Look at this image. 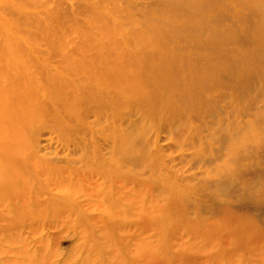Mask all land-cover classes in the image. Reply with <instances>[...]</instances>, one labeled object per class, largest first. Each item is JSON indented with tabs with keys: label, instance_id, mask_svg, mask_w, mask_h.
Wrapping results in <instances>:
<instances>
[{
	"label": "rangeland",
	"instance_id": "obj_1",
	"mask_svg": "<svg viewBox=\"0 0 264 264\" xmlns=\"http://www.w3.org/2000/svg\"><path fill=\"white\" fill-rule=\"evenodd\" d=\"M52 1L58 16L67 15L66 22L57 26L64 40L74 39L77 45L85 41L110 43L113 49L117 42L112 40H117L128 49L132 39L125 28L135 27L136 41H159L173 47L178 74L184 69L193 72L196 91L204 87L202 79L211 71L223 75L227 90L211 82L205 85L214 98L222 94L216 101L205 99L209 103L199 105L203 124L192 118L198 106L191 107L192 113L179 115L180 119L178 113L172 114L169 122L165 112L160 113L146 100L114 105L117 112L140 111L143 122L136 142L147 143L156 160L172 167L165 172L172 177L173 189L156 191L150 166L129 164L126 172L116 175L110 168L101 171L106 166L97 164L93 152L99 147L97 139L104 143L110 135H88L93 143L75 147L76 161L58 168V175L41 176L43 180L50 178L44 192L49 201L42 207L50 205L49 211L59 212L60 217L37 216L25 224L18 220L15 227L0 221V264H264V66L257 65L246 50L264 28L258 23L259 16L264 17V3L255 14L246 7L254 0H171L183 11L197 13L208 8L203 23L184 25L183 21L198 14L179 21L166 13L165 7L158 8L159 3L157 8L147 5L154 1L163 4V0ZM140 3L137 12L131 8ZM96 18L110 29H99ZM10 36L20 42L28 40ZM85 54L81 58L90 52ZM193 94H188L187 102L193 103ZM190 118L192 125L186 133L183 128ZM131 121L137 124L136 118ZM79 123V130L90 127L84 120ZM125 128L118 125V130ZM97 130L104 128L98 126ZM172 131L184 133L178 136ZM58 134L47 128L39 142L54 139V147L62 151L64 141ZM63 136L68 138L72 133ZM191 138H195V146ZM183 143L188 149L181 148ZM101 146L110 156L111 148ZM251 147L255 149L243 150ZM235 148H240L241 161L235 159ZM148 151L136 154L153 158ZM62 152L71 156L66 154L69 150ZM218 156L225 159L224 166H217ZM208 158L213 159L211 164ZM222 179L232 182L230 189L212 185V181ZM54 183L59 188L51 190ZM64 192L76 194L77 205L66 203L61 196ZM172 193L175 199H171ZM223 205H228L232 217L224 215ZM76 209L80 213H75ZM159 214L162 218L153 219Z\"/></svg>",
	"mask_w": 264,
	"mask_h": 264
},
{
	"label": "bare ground",
	"instance_id": "obj_2",
	"mask_svg": "<svg viewBox=\"0 0 264 264\" xmlns=\"http://www.w3.org/2000/svg\"><path fill=\"white\" fill-rule=\"evenodd\" d=\"M158 3V8L165 7V12L171 13L179 21L198 14L191 21H183L184 25L203 23V13L208 9L197 13L183 11L171 0H163V4L162 1H154L147 5L157 8ZM263 3L264 0H254L246 3V7L250 12L259 14ZM53 4L52 0H0V221H9L13 227L17 226L14 221L18 220L25 224L30 218L37 216L60 217L59 212L49 211L50 205L42 207L49 201L44 192L50 178L43 180L41 176L58 175V168L76 161L75 147L84 148L93 143L89 142L88 135H96V138L105 132L107 136L110 135L104 143L97 139L99 147L93 152L96 154L94 159L97 164L106 166L100 168L101 171L110 168V172L116 175L126 172L129 164L136 167L150 166L151 172H154L155 190L173 189L170 184L172 177L169 172H165L172 170V167L160 159L156 160L157 157L147 143L136 142L135 135L142 128L143 122L139 116L140 111L117 112L113 106L122 105L124 100L139 103L146 100L151 106L157 107L160 113L165 112L169 122H172V114L178 113L180 119L179 115L192 113L191 107L198 106L192 118L203 124V110L199 105L209 103L205 99L216 101L222 94L219 93L217 99L214 98L212 90L205 85L211 82L215 87L221 85L223 91L227 90L223 75L218 71H211L202 79L204 87L196 91L193 72L184 69L178 74L173 47L159 41H136L134 38L137 33L133 32L135 27L125 28L132 39L128 49L117 40H112L117 42L114 49L110 48V43L85 41L77 45L74 39L64 40L57 26L66 22L67 15L58 16ZM141 4L131 5V8L137 12ZM95 21L97 27L104 30L106 25L99 18ZM258 23L264 24L263 16H259ZM105 28L110 29L107 26ZM6 31L9 34H5ZM10 34L28 40L20 42ZM139 40L142 41L140 38ZM246 50L257 65L264 66V28L258 30L257 39ZM87 51L90 52L88 57L81 58L87 55ZM119 84H122L120 88L112 89ZM189 93H194L191 96L193 103L186 101ZM223 105L227 106L228 101ZM143 112L148 113V105ZM132 118H136L137 124L131 121ZM192 118L186 121V127L183 128L186 133L192 125ZM81 120L86 121L90 127L83 131L77 129ZM119 124L126 128L118 130ZM98 126L104 130H97ZM60 127H63L62 131L59 130ZM47 128L51 134L59 133L64 141L61 150H69L66 154L71 156H66L57 146L54 147V139H48L46 144L39 142V137ZM68 131L72 136L66 138L63 134ZM172 133L180 136L184 132L180 135L175 131ZM81 134L84 136L80 137ZM191 140L194 142L192 146H195V138ZM101 144L111 148L110 156L104 153ZM180 146L188 149L185 143ZM147 149V155H153V158L136 154L139 150ZM239 149H233L237 154L235 159L242 155L238 154ZM253 149L255 147L243 148L247 151ZM244 155L245 153L241 159ZM206 161L211 164L213 159L208 158ZM221 164L225 165L222 157L217 166L220 167ZM234 168L237 170L238 162ZM212 182V185L221 186L225 191L233 185L231 181L223 182V179ZM55 184L50 186L51 190L59 188ZM47 192L50 193L48 189ZM75 195L66 192L61 194L62 197L65 196L66 203L77 205ZM122 197L125 200V195ZM175 198V193H172L171 199ZM222 207L227 218L233 216L228 205ZM116 211L122 212L118 209ZM77 212L80 213L76 209L75 213ZM154 218H162V215ZM172 228L169 224V229ZM191 229H195V226L191 225Z\"/></svg>",
	"mask_w": 264,
	"mask_h": 264
}]
</instances>
